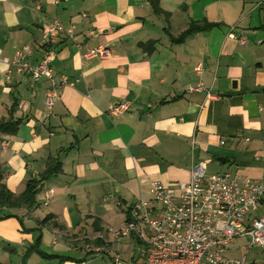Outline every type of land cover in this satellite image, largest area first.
<instances>
[{
    "label": "crops",
    "instance_id": "obj_1",
    "mask_svg": "<svg viewBox=\"0 0 264 264\" xmlns=\"http://www.w3.org/2000/svg\"><path fill=\"white\" fill-rule=\"evenodd\" d=\"M156 7L0 0V122H13L12 132H0L1 183L16 196L28 180L42 179L30 206L0 212L23 211L53 234L90 242L109 238L104 227L120 226L137 197L150 198V181H187L193 163L206 161L207 173L227 163L224 171L264 179V0H156ZM55 18L75 28L73 39L60 30L52 73L77 81L59 87L48 108L46 78L31 86L2 74L15 48L39 42ZM191 21L216 24L172 41ZM99 45L107 55L83 56ZM41 47L29 62L41 58ZM197 83L203 88L192 90ZM122 101L126 112L106 115ZM46 191L45 216L32 215ZM260 249L247 259L264 262Z\"/></svg>",
    "mask_w": 264,
    "mask_h": 264
},
{
    "label": "built area",
    "instance_id": "obj_2",
    "mask_svg": "<svg viewBox=\"0 0 264 264\" xmlns=\"http://www.w3.org/2000/svg\"><path fill=\"white\" fill-rule=\"evenodd\" d=\"M74 28V24L64 27L57 18L42 26L40 41L16 47L2 76L8 79L12 73L18 74L21 81L31 86L46 78L49 86L43 102L50 108L58 97V88L73 86L77 81L65 75L56 80L50 67L60 30L73 39ZM39 47L41 58L29 62L33 48ZM107 54L108 50L99 45L83 56ZM194 70L198 71L199 65ZM202 88V83H197L192 90ZM128 109L129 102L122 101L109 105L105 113L117 117ZM6 144L1 143L3 147ZM194 145L192 140V148ZM206 165V161L193 163L187 181L174 184L150 181V198L137 197L123 223L117 229L107 228L111 238L94 237L84 245V251L91 255L109 253L112 242H126L138 251L140 264H264L249 261L246 254L241 257L228 254L230 244L240 237L248 238L245 253L253 247L264 248V179L230 171L207 173ZM50 196V191H46L42 205H47ZM111 258L115 264H121L117 251Z\"/></svg>",
    "mask_w": 264,
    "mask_h": 264
},
{
    "label": "rangeland",
    "instance_id": "obj_3",
    "mask_svg": "<svg viewBox=\"0 0 264 264\" xmlns=\"http://www.w3.org/2000/svg\"><path fill=\"white\" fill-rule=\"evenodd\" d=\"M215 165L218 163L213 161L209 167L212 168ZM222 167L218 170L219 172L224 171L227 163ZM37 206L32 215L45 216L43 212L47 207L41 203ZM2 211L0 212V264H115L111 258L115 251L120 255L121 264L141 263L138 251L132 248L131 243L112 242L109 253H99L94 256L86 253L83 249L89 240L86 236L81 238L83 242H77L74 238L67 239L58 235L57 232L55 233L57 236H55L51 231V226L43 224L44 222L41 223V220L36 221L29 217L28 213L16 210ZM118 222L120 221H112L110 228L117 229L120 224ZM107 228L109 227H104L102 233H106L111 238ZM95 244L99 245L100 241L96 240ZM246 245H248L247 237L237 238L230 244L228 254L233 257H241L246 251ZM248 251L250 252L246 253L247 258L253 253H260L261 249L253 247Z\"/></svg>",
    "mask_w": 264,
    "mask_h": 264
},
{
    "label": "trees",
    "instance_id": "obj_4",
    "mask_svg": "<svg viewBox=\"0 0 264 264\" xmlns=\"http://www.w3.org/2000/svg\"><path fill=\"white\" fill-rule=\"evenodd\" d=\"M148 2L153 6L154 11H158L156 7V0H148ZM215 24L216 23L191 21L185 30H183L177 37L172 38V41H176V42L182 41L187 35L192 34L199 30L207 29ZM12 125H13L12 121H7V120L1 121L0 132H12L13 131ZM45 175L46 173L42 177H44ZM1 179H2V172L0 170V204L1 205L7 204L11 206H20V205L30 206L34 201V195L37 190L36 188L38 182L42 180V179L28 180L26 182L24 190L19 195L14 196V194H12L3 183H1Z\"/></svg>",
    "mask_w": 264,
    "mask_h": 264
},
{
    "label": "water",
    "instance_id": "obj_5",
    "mask_svg": "<svg viewBox=\"0 0 264 264\" xmlns=\"http://www.w3.org/2000/svg\"><path fill=\"white\" fill-rule=\"evenodd\" d=\"M216 160L219 162H224V157H217Z\"/></svg>",
    "mask_w": 264,
    "mask_h": 264
},
{
    "label": "bare ground",
    "instance_id": "obj_6",
    "mask_svg": "<svg viewBox=\"0 0 264 264\" xmlns=\"http://www.w3.org/2000/svg\"><path fill=\"white\" fill-rule=\"evenodd\" d=\"M95 256V255H94Z\"/></svg>",
    "mask_w": 264,
    "mask_h": 264
}]
</instances>
